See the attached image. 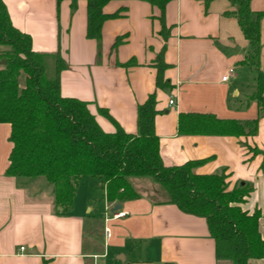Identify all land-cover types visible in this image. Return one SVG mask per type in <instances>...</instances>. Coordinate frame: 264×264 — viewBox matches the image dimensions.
<instances>
[{
	"label": "crops",
	"instance_id": "1",
	"mask_svg": "<svg viewBox=\"0 0 264 264\" xmlns=\"http://www.w3.org/2000/svg\"><path fill=\"white\" fill-rule=\"evenodd\" d=\"M2 2L13 27L30 36L42 63L60 57L65 66L59 74L61 95L88 103L104 132L113 133L115 122L136 135L138 106L155 93V132L163 164L204 161L196 174L226 169L229 189L250 184L240 208L249 215L260 212L258 229L264 241V157L251 152L264 151V117L255 136L177 133L179 113H210L239 123L257 118L251 98L256 72L244 63L249 47L233 14L235 0H167V38L161 34L157 6L148 0H110L104 14L124 11L103 23L99 41L86 37V0ZM249 8L264 12V0H249ZM161 54L170 87L156 90L155 65ZM259 69L264 75V16ZM224 76L226 81L221 80ZM251 78L253 88L248 86ZM171 97L173 106L168 104ZM9 135L10 125L0 124V264H232L216 259L205 219L178 210L150 177H129L138 198L120 204L117 212L124 216L118 219H111L114 205L104 201L95 179L82 178L72 207L59 212L54 189L51 193L46 181L5 175L12 148ZM97 187L101 199L95 195ZM105 228L110 230L108 239Z\"/></svg>",
	"mask_w": 264,
	"mask_h": 264
},
{
	"label": "trees",
	"instance_id": "2",
	"mask_svg": "<svg viewBox=\"0 0 264 264\" xmlns=\"http://www.w3.org/2000/svg\"><path fill=\"white\" fill-rule=\"evenodd\" d=\"M109 1L86 0L88 39L99 41L103 23L124 11L122 8L114 14H104L103 8ZM203 1L208 4L212 0ZM148 2L159 8L161 34L167 38V0ZM234 4L233 14L249 47L244 63L256 72V91L251 98L257 106V118L239 123L210 113H179L180 136H255L259 120L264 117V75L259 69L260 19L264 12H252L249 0H235ZM120 41L118 38L114 47ZM42 58L33 51L30 36L13 27L0 0V124L10 125L12 144L6 176L43 178L54 189L55 207L63 211L72 207L82 178L98 180L104 201L120 205L138 198L129 177H150L167 192L170 203L178 210L205 219L216 259L232 264L264 260V241L258 229L260 212L249 215L240 208L252 190L250 184L239 183L228 190L226 169L210 175L196 174L195 169L204 161L180 166L163 164L155 132V93L138 106L136 135L125 133L115 122V131L106 133L97 124L88 103L61 95L59 74L65 66L60 57H54L56 70L51 79L45 76ZM128 65L131 63L125 66ZM155 66V89H168L170 83L163 76L167 65L162 54ZM98 113L112 121L105 110L98 109ZM251 152L264 157V151Z\"/></svg>",
	"mask_w": 264,
	"mask_h": 264
},
{
	"label": "rangeland",
	"instance_id": "3",
	"mask_svg": "<svg viewBox=\"0 0 264 264\" xmlns=\"http://www.w3.org/2000/svg\"><path fill=\"white\" fill-rule=\"evenodd\" d=\"M55 59H45V60H43V67H44V70H45V76L48 78V79H51V78H53L54 77V75H55ZM250 78V77H249ZM248 86H251L252 88H253V78H251V79H248ZM20 84L22 85L23 84V77L21 78V81H20ZM247 90V89H246ZM248 91H249V88H248ZM241 96V95H240ZM41 179V181H45L43 178H40ZM43 179V180H42ZM83 181H86V182H90L91 181V178H84V180ZM95 181H97V180H95ZM47 185V187H49V189H51V193H53L52 191H53V187L51 186V185H49V184H46ZM86 187V186H85ZM82 189V188H81ZM228 190H231V189H229L228 188ZM81 192L83 191V190H80ZM80 192V193H81ZM101 189H99L98 187H97V189H95V195L97 196V198L98 199H101ZM79 193V192H78ZM79 195H81V194H79ZM79 197H81V196H79ZM102 207V206H101ZM86 212H87V209H86Z\"/></svg>",
	"mask_w": 264,
	"mask_h": 264
},
{
	"label": "built area",
	"instance_id": "4",
	"mask_svg": "<svg viewBox=\"0 0 264 264\" xmlns=\"http://www.w3.org/2000/svg\"><path fill=\"white\" fill-rule=\"evenodd\" d=\"M229 72H232V71L230 70ZM226 79H227L226 76L221 78L222 81H226ZM168 104H169V106L174 105V99L172 97L169 99ZM111 213H112L111 219H118V218L124 216V213H121V212H111ZM111 219H109V220H111ZM104 237H105V239H108L110 237V230L108 228L104 229ZM20 250L22 251L23 248H21Z\"/></svg>",
	"mask_w": 264,
	"mask_h": 264
},
{
	"label": "water",
	"instance_id": "5",
	"mask_svg": "<svg viewBox=\"0 0 264 264\" xmlns=\"http://www.w3.org/2000/svg\"><path fill=\"white\" fill-rule=\"evenodd\" d=\"M57 210L60 212L61 208L58 207ZM118 210H120V205L118 204L114 205L111 209L112 212H117Z\"/></svg>",
	"mask_w": 264,
	"mask_h": 264
}]
</instances>
